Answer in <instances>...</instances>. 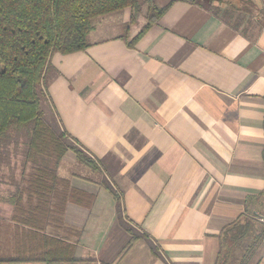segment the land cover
Segmentation results:
<instances>
[{"label": "crops", "instance_id": "1", "mask_svg": "<svg viewBox=\"0 0 264 264\" xmlns=\"http://www.w3.org/2000/svg\"><path fill=\"white\" fill-rule=\"evenodd\" d=\"M226 1L245 33L174 0L132 45L146 17L125 37V7L93 18L85 49L51 54L45 115L99 166L68 150L56 170L69 188L95 197L89 207L65 204L63 222L74 231L47 225L69 235L74 257L240 264L252 251L246 264H264V0ZM103 178L118 193L121 219L139 234L126 252L130 234ZM12 193L0 252H13Z\"/></svg>", "mask_w": 264, "mask_h": 264}, {"label": "trees", "instance_id": "2", "mask_svg": "<svg viewBox=\"0 0 264 264\" xmlns=\"http://www.w3.org/2000/svg\"><path fill=\"white\" fill-rule=\"evenodd\" d=\"M173 1L159 6L154 0H144L146 22L128 45L156 23ZM186 1L198 4L245 33L246 27L240 28L238 17L233 14L236 9L222 7V0ZM139 5V0H0V153L11 132L27 134L22 152V185L10 197L14 210L13 256L0 255V264H97L94 258L74 257L75 244L70 242L68 234L47 232V225L54 230L74 231L63 222L65 204L71 200L89 207L94 199L93 194L69 188L68 180L57 176L63 155L70 150L81 164L95 171L99 169L64 131L46 119L43 103L49 80L47 71L54 52L69 53L89 45L94 17L125 7L137 11ZM229 18L234 22H229ZM124 28L126 37L128 23ZM29 163L30 170L26 171ZM100 184L115 199L118 219L129 231L130 238L121 250L126 252L139 234L121 219L119 196L114 187L104 178ZM231 228L237 229L238 225L233 224L230 231ZM248 231L245 228L241 236ZM229 241H234L232 235ZM151 249L155 252L152 246ZM251 253L240 264H246Z\"/></svg>", "mask_w": 264, "mask_h": 264}, {"label": "rangeland", "instance_id": "3", "mask_svg": "<svg viewBox=\"0 0 264 264\" xmlns=\"http://www.w3.org/2000/svg\"><path fill=\"white\" fill-rule=\"evenodd\" d=\"M139 3L140 5L137 11H135L131 7H128L130 8V11H131L130 16H129L130 21L128 20L126 22L128 23V27H130L131 25H134V23H137V25L139 26V24L142 23L145 19V15L147 11V4L144 3V0H139ZM216 3L217 2H214V4ZM229 5L231 4H229L226 0H222V3H221L222 7L229 6ZM128 8H125V9L122 8V10L123 9L124 10L120 11L117 14H123L125 10H129ZM118 18H120V15ZM123 32L125 33V30ZM45 111H47L46 108H45ZM45 117L49 121L50 124L51 123L56 124V121H54L50 117V114L47 113ZM26 141H27V134L25 131H16V132L13 131L10 133L9 139L6 141L5 145L1 149V153H0L1 154L0 155V179L1 180L0 181H2V184H0V230H4V233L0 235V238H5V237L8 238L9 229L7 227L5 228L3 227L5 222L7 225H9V221L7 219L9 216V212L11 210V206L8 203V197L12 193L14 187L19 185V181H16V180L19 178V174L21 172L22 163H23V153L22 152L24 150V147L26 146ZM30 166H31L30 163L27 164L26 166V169L28 171L30 170ZM66 166L68 170H71V166H68V165ZM4 179H7L9 181L7 182V185L3 183ZM120 224L124 225L121 222ZM245 242H248V240ZM0 255L2 257H9V256H13V252L12 251L0 252ZM254 260H256V257L252 259V261ZM238 261L239 260H236L234 264H238Z\"/></svg>", "mask_w": 264, "mask_h": 264}]
</instances>
